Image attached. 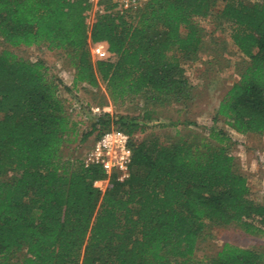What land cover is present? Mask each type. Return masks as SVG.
Returning a JSON list of instances; mask_svg holds the SVG:
<instances>
[{"label": "trees", "instance_id": "obj_1", "mask_svg": "<svg viewBox=\"0 0 264 264\" xmlns=\"http://www.w3.org/2000/svg\"><path fill=\"white\" fill-rule=\"evenodd\" d=\"M147 0L124 10L116 0H0V264H264V248L224 243L196 259L212 226L264 233V203L230 151L237 133L264 135V0ZM231 24L244 56L238 79L220 99L207 134L138 138L148 105L187 104L183 64L202 47L200 18ZM60 49L74 69L72 86L98 88L112 104L139 98L144 114L92 116L87 139L118 128L131 136L128 176L64 157L77 132L62 80L44 60L8 46ZM90 46L94 49L92 59ZM89 107V106H88ZM175 125V123H173Z\"/></svg>", "mask_w": 264, "mask_h": 264}, {"label": "rangeland", "instance_id": "obj_2", "mask_svg": "<svg viewBox=\"0 0 264 264\" xmlns=\"http://www.w3.org/2000/svg\"><path fill=\"white\" fill-rule=\"evenodd\" d=\"M223 1L216 0L215 10L222 6ZM198 23L203 32L199 56L194 62L183 64L185 75L192 85L191 100L187 104L148 105V109L151 110L150 117L145 120L143 130L139 129L136 132L138 138L156 135L171 140L177 133L186 134L188 131L206 135L207 129L214 124L212 117L220 99L238 79V71L244 56L231 39V24L220 23L213 17L200 18ZM8 48L18 57L44 60L50 73L58 76L71 88V92L63 88L61 92L68 112L78 125L77 132L71 137L72 140L63 147L64 157L82 158L92 147L97 130L87 139H81L82 134L91 128L92 116L103 112L112 115L124 114L129 117L144 114V102L139 98H130L123 103L112 104L103 83L94 89L73 87L74 69L63 50L49 49L45 45L8 46ZM90 51L94 59L92 46ZM215 125L229 136V149L247 179L251 197L257 202L264 203V135L237 133L221 118L215 122ZM224 243L240 247L264 248V233H247L236 224L215 225L198 241L194 256L196 259H207Z\"/></svg>", "mask_w": 264, "mask_h": 264}, {"label": "built area", "instance_id": "obj_3", "mask_svg": "<svg viewBox=\"0 0 264 264\" xmlns=\"http://www.w3.org/2000/svg\"><path fill=\"white\" fill-rule=\"evenodd\" d=\"M97 0H91L94 4ZM124 10H132L143 5L147 0H116ZM131 136L118 128L103 132L93 143L92 147L81 158L85 166L100 165L106 177L94 181V185L104 191L109 177L115 173L118 179L128 176L132 158ZM104 184V187L102 185Z\"/></svg>", "mask_w": 264, "mask_h": 264}]
</instances>
